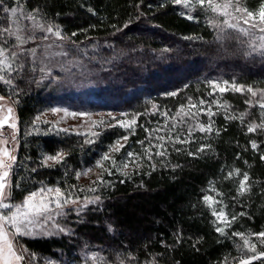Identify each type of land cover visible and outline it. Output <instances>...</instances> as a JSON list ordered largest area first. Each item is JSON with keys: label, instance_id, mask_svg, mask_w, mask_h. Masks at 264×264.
Masks as SVG:
<instances>
[{"label": "trees", "instance_id": "obj_1", "mask_svg": "<svg viewBox=\"0 0 264 264\" xmlns=\"http://www.w3.org/2000/svg\"><path fill=\"white\" fill-rule=\"evenodd\" d=\"M9 2L14 3V0ZM22 2L28 7L38 5L51 23L61 26L66 52L73 61L92 69L90 82L95 83L97 95L109 99L122 97L124 100L114 103L112 110L127 113L125 117L129 119L135 115L137 120L131 129L112 126L101 130L91 144L86 143L87 136L53 133L47 128L39 130L37 117L58 103L76 102L70 106L76 111H84L87 106L76 96L73 99L65 94L59 97L60 85L44 79L43 65L37 63L36 56L28 52L21 55L17 64L22 63L23 67L12 73L13 85L0 83V96L15 103L18 118L19 147L11 180L13 184L20 182V188L14 189V202L23 200L28 192L42 186H59L64 190L75 186L71 191L80 199L101 197L99 207L72 221L74 232L71 236L22 239L27 251L39 256L42 264H46L43 258L54 259L59 264L64 261L84 264L80 255L83 242L102 247L106 258L130 254L136 256L140 264H144L145 259H155L156 264H218L225 257L229 263L239 260L245 253L251 255L246 249L238 250L237 245L242 242L230 234L233 231L246 234L264 231V161L260 160V155L264 154V134L248 133L246 126L254 118L259 122V110L245 104L248 94L231 90L213 92L208 81L228 80L230 84L235 81L264 88V58L259 54L245 56L247 46L234 39L223 45L217 43L216 32L206 24L203 13H197V19L188 20L179 15L180 7L173 6L170 0ZM260 2L246 0L250 10H257ZM129 21L131 23L124 27ZM3 23L4 14L0 11V26ZM73 32L75 36L71 35ZM35 47L30 43L23 45L24 49ZM38 52L41 51L37 50L36 54ZM82 77L85 76L80 72L77 79ZM170 92L177 95H166ZM189 97L193 103L204 99L208 102L205 107L211 106L214 131H195L191 145H173L166 141L168 155L163 159L167 167L160 163L161 157H154L151 163L156 164L155 171L148 167V162L139 161L142 167L134 169L130 164L126 169L129 176L125 177L115 170L108 175L96 166L102 155L109 152V146L124 135L129 136L127 142L120 140L125 147L119 153L109 152L118 162L126 159L128 151L142 153L137 141L149 136L145 129H161L151 132L153 137L171 131L172 135L185 138L187 124L180 117L166 122L162 113L176 117L179 106L188 105ZM87 105L92 109L94 104ZM99 105L97 108L101 109L91 111L108 108L102 103ZM245 110L252 116L246 117L244 124L239 119H225L226 114L239 117ZM198 118L205 123L209 119L206 114ZM173 123L175 129H171ZM215 129L220 130L219 135ZM253 139L259 145L258 151L251 147ZM152 143L156 141L153 139ZM202 143L211 144V150H205L199 159L187 155L189 148L195 151ZM174 147L182 151L177 153ZM61 150L66 153L63 162L51 167L42 165L45 155ZM103 163L106 168L111 167L110 162ZM175 164L182 167L173 171ZM88 169L98 176L102 174L111 186L85 184L83 174L77 179V172ZM233 169H239L240 173L233 172L226 178ZM149 172L150 175L146 174ZM244 172L249 173L251 191L237 196ZM89 187L97 191L90 192ZM210 187L222 196L208 191ZM205 194L222 199L230 215L246 214L237 215L235 222L226 229L229 238L215 231V217L202 201ZM108 225L113 231L107 230ZM177 234L181 236L180 243H176ZM252 240L256 241V237Z\"/></svg>", "mask_w": 264, "mask_h": 264}, {"label": "snow or ice", "instance_id": "obj_2", "mask_svg": "<svg viewBox=\"0 0 264 264\" xmlns=\"http://www.w3.org/2000/svg\"><path fill=\"white\" fill-rule=\"evenodd\" d=\"M173 6H179L181 11L179 15L185 17L188 20L197 19V13H203L205 16L206 24L215 30L216 36L215 40L217 43L223 45L228 40H236L239 44L246 45L247 50L243 53L245 56H252L253 54H259L261 58H264V0H261L257 10H250L246 4V0H170ZM164 5H161L163 7ZM139 7V6H137ZM0 11L4 14V23L0 26V82L5 85L12 86L13 72L17 71V68H22L23 64H17L20 60L21 55L25 52L30 53L32 56L36 55V49H24L23 45L27 44L29 41H35L36 32L39 30L41 33V39L47 40L49 37L47 33H52L55 37L61 40L65 39L63 35L61 26L58 24L51 23L46 17L47 13L37 6L28 7L22 0H14L9 2V0H0ZM88 11L95 14L92 8H88ZM58 15V14H57ZM129 21L124 25L127 27ZM115 27V26H113ZM120 31V29H117ZM75 36L76 33L71 34ZM185 39H192V37H185ZM197 39H200L197 37ZM75 41L72 44L75 45ZM86 54V53H85ZM58 55H68L67 52L58 53ZM14 65L16 67H14ZM41 71H44L41 68ZM208 84L211 85L212 91L216 92L218 89L221 93L228 90L230 82L228 80L217 81L209 80ZM231 89L234 92L246 93L248 94V99L245 100V104L249 108L256 107L259 110V116L257 120L251 119L247 122V132L248 133H262L264 134V88H257L254 85H242L237 84L232 81L230 84ZM166 95L176 96V92H170ZM6 98L0 96V101H4ZM207 101L200 99L197 103L192 102V98H188V105L185 106L181 104L177 110L176 117L170 116L168 112L162 113L165 117V121L168 119L176 120L180 117L181 120L187 124V131L185 138H181L180 135H172L171 131L165 135H157L153 137L151 132H159L161 129H145L149 133L146 140L137 141L141 145L142 153H136L133 151H128L126 153V159L122 161H117L114 156L109 155L111 153H119L121 149L125 147V144L121 143L120 140L127 142L129 139L128 135H124L117 140L114 145L109 146V152L102 155L101 159L97 161L96 166L102 169V172L108 175L113 174V170L120 172L123 176L128 177L129 172L126 169L129 165H133L134 169H139L142 164L139 161L148 162V167L152 170H156V164L151 163L154 157H161V164L167 167L165 160L168 155V149L166 146V141L172 143L173 145L179 143L181 145L188 144L191 145L193 140V133L199 131L200 133H212L214 131L212 116L214 112L211 106H207ZM218 103V102H217ZM219 106V104H218ZM155 108L156 105L153 104ZM187 107V111L185 108ZM194 110V111H193ZM53 113H59L62 111L60 108H52ZM65 115L76 116H90L87 112H71L69 113L67 109H63ZM202 114L208 116L207 123L202 122L198 117ZM111 119L116 120V123L124 129H131L137 124L136 116L134 115L132 119H116L111 113L108 114ZM121 116H127V113H121ZM139 115V114H136ZM252 116V113L248 110L241 112L239 117L235 115H225L227 120L239 119L241 124L245 123L246 117ZM187 118V119H184ZM16 116L12 107L7 106L4 103H0V264H21L25 260L23 255L27 249L20 246V252H17L14 240H18L21 236H32L37 233L35 229H41L42 235H53L58 233L71 234V229L61 226L57 222L55 217L67 216L71 208L69 205H74L77 210V215L79 216L80 211L86 208L89 204H96L101 201V197L96 195L94 197H84L83 202H81L80 197L75 195L71 188L75 186H70L69 190H64L59 186H42L36 191H30L24 196L21 202H14V189L20 188V182L13 184L11 180L10 173L12 172L15 164L17 163V156L15 155V143H16V132L18 131ZM39 120V117H37ZM191 121V123H189ZM48 123V121H45ZM54 125L58 122H53ZM105 121L103 119L99 121H92V126L99 128L103 126ZM7 125L11 132L9 136H5L4 127ZM109 126H112L109 124ZM176 124L171 125V129H175ZM62 131H67V129H61ZM216 135L220 134L219 129H215ZM90 137H96L99 132H90L88 134ZM156 143H152V140ZM11 142L13 144L12 148L6 145ZM94 140L89 138L86 143H93ZM253 150L258 151L259 145L256 140L250 141ZM211 144H200V146L192 151L190 148L187 151V155L193 159H199L205 150H211ZM174 151L177 153L181 152V148L174 147ZM66 153L63 150L56 152L54 155H45L42 161V165L46 167L53 166V164H59L64 161ZM260 160L264 161V154L260 155ZM110 162L111 167L106 168L103 162ZM247 163V161H245ZM182 167L179 164L172 165V170L175 171L177 168ZM35 171V169H33ZM91 169L86 172H77L76 177L87 175ZM240 173L239 169H233L228 173L229 178L233 175ZM150 175L151 173H146ZM250 177L248 172L243 173V178L239 180V187L237 188V196L244 195L246 192L251 191V183H249ZM123 183L124 181H120ZM211 183V182H210ZM93 184H100L105 186H111V182H106L103 179V175L97 176V179L93 181ZM83 191V189H80ZM88 191L95 192L97 189L95 187H89ZM210 192H215L217 196H222L214 187H210ZM236 199V197H233ZM203 203L210 209L211 215L215 217L214 223L215 231L221 236L229 238V233L226 229H229L233 222L237 219V215L243 216L245 213L239 214H229L225 209L226 205L223 204L222 199H217L213 195L205 194L202 196ZM54 205V207H53ZM52 221V227L50 229H44V224ZM109 232L113 231L111 225L107 226ZM230 237H238L242 243L237 245L238 250L240 248L247 249L251 252V255L245 253L237 262V264H253L254 261H260L264 264V231L259 232H237L233 231ZM252 237H256L260 245L258 250L257 242L252 240ZM181 242V236L177 234L176 243ZM195 247V245H193ZM199 251V249H196ZM34 257L35 254H30ZM235 259V258H234ZM48 264H55L53 261H48ZM63 264H72L71 261H64ZM84 264H140L138 258L133 255L122 256L117 254V256L112 258H105L97 252H93L90 257L85 258ZM144 264H156L155 259L148 260L145 259ZM218 264H227V257Z\"/></svg>", "mask_w": 264, "mask_h": 264}, {"label": "rangeland", "instance_id": "obj_3", "mask_svg": "<svg viewBox=\"0 0 264 264\" xmlns=\"http://www.w3.org/2000/svg\"><path fill=\"white\" fill-rule=\"evenodd\" d=\"M48 39L47 40H42L41 33L39 30L36 32V39L35 41H29L32 46L36 45V51H41L40 54L39 52L35 55V60L37 63H41L43 65L44 71V76L45 80H53L55 83L60 85V88H58V96H64L67 95L70 98L76 96V98H79L82 102L83 105L87 106V103L92 102L94 105L91 108L85 107L83 110L84 111H76L74 109H71L70 106L76 102L72 101H65L64 103H58L56 107L54 108H60L62 111L59 113H53L51 110L48 112L44 113L41 117H39L38 120V129L41 130L42 128H47L48 131L57 133V132H68V133H75L79 134L82 136H87L88 138L93 139L94 137H90L88 134L90 132H102L101 130L103 129H108L112 126H119L116 123V120L111 119L109 117V113L112 114L113 117H116V119H129L128 117L121 116V113H117V111L112 110L114 108V103H120L122 100V97L119 98H111L109 99L106 96H98V89L94 86L95 83L90 82V77H92L93 73L91 72L92 69H87L81 64V62L78 61H73L74 59L68 55H58V53L61 52H66L64 46H63V40L60 38L55 37L52 33H47ZM68 53V52H67ZM80 72L84 74L85 77L78 78V75H80ZM58 75V76H57ZM95 75V74H94ZM4 84L3 82H0ZM218 90V89H217ZM233 91L230 87L228 86L227 91ZM219 91V90H218ZM117 97V96H116ZM73 99V98H72ZM120 100V101H119ZM75 101V100H74ZM110 101V102H109ZM95 102H98L99 104L102 103L103 106H108V108L103 109L102 111H91L93 109H101L97 108L100 106L99 104H96ZM0 103H4L7 106H10L14 110V114L17 118V113H16V108H15V103L12 101L5 99L4 101H0ZM112 106V107H111ZM63 109H67L69 113L71 112H87L90 114V116H72V115H65ZM103 119L105 121V124L103 126H100L99 128L93 127L92 126V121H99ZM130 120V119H129ZM45 121H48V123H45ZM53 122H58L54 125ZM17 123V128H18V118L16 119ZM111 124L112 126H109ZM61 129H67V131H62ZM11 132V129L5 125L4 127V134L5 136H9ZM18 136L19 133L18 131L16 132V143L14 145L15 147V155L17 156V151L19 147V142H18ZM123 143V142H121ZM9 148L13 147V144L9 142L8 145H6ZM50 164H53V162H49ZM13 172V170H12ZM12 172L10 173V176H12ZM98 174L90 171L88 172L87 175H83L82 177V182L88 185H93V181L97 179ZM91 198V197H89ZM81 202H83V199H80ZM22 201V200H21ZM19 201V202H21ZM100 202L96 204H89L86 208H84L82 211H80L79 216L77 215V210L74 205H69L68 208H71L72 211L68 213L67 216L63 217H55L54 219L60 223L61 226H64L68 229H71V234L67 233H58V234H53V235H42L41 229H35L34 231L37 233L36 235L32 236H21L18 238V240H14V244L16 245V250L17 252H20V246H23L22 239L28 238V239H48L52 237H63V236H71L74 232V228L72 226V221L76 218L81 217L85 213H87L89 210L96 209L99 207ZM54 207V205H53ZM44 229H50L52 227V221L47 222L44 224ZM83 242V246L81 248L80 255L83 259L88 258L91 256L93 252L99 253L101 256L105 257L104 255L105 251L102 247L92 245L89 242ZM26 249V248H25ZM103 252V253H102ZM246 252L248 250L246 249ZM30 252L26 251L23 253L25 256V260L21 262V264H42V262L39 260V256L35 255L34 257L30 256ZM64 260V257L62 258ZM107 259V258H106ZM264 259V258H262ZM53 262H55L54 259ZM43 261L47 264L48 261H50L49 258H43ZM237 261H231L227 264H237ZM55 264H59L56 263Z\"/></svg>", "mask_w": 264, "mask_h": 264}]
</instances>
